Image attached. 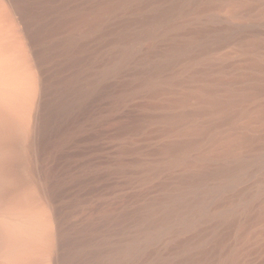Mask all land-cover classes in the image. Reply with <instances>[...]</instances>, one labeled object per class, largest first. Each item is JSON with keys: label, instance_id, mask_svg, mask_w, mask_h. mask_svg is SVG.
Masks as SVG:
<instances>
[{"label": "bare ground", "instance_id": "bare-ground-1", "mask_svg": "<svg viewBox=\"0 0 264 264\" xmlns=\"http://www.w3.org/2000/svg\"><path fill=\"white\" fill-rule=\"evenodd\" d=\"M258 258L264 0H0V264Z\"/></svg>", "mask_w": 264, "mask_h": 264}, {"label": "rangeland", "instance_id": "rangeland-1", "mask_svg": "<svg viewBox=\"0 0 264 264\" xmlns=\"http://www.w3.org/2000/svg\"><path fill=\"white\" fill-rule=\"evenodd\" d=\"M264 259L258 258L255 262H250L248 264H264Z\"/></svg>", "mask_w": 264, "mask_h": 264}]
</instances>
